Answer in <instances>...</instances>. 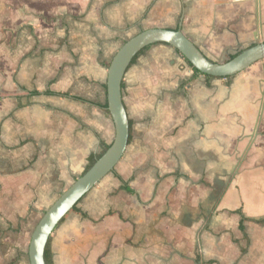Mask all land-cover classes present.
<instances>
[{"label": "crops", "instance_id": "crops-1", "mask_svg": "<svg viewBox=\"0 0 264 264\" xmlns=\"http://www.w3.org/2000/svg\"><path fill=\"white\" fill-rule=\"evenodd\" d=\"M155 29L181 31L208 60L226 63L264 44V0H0V52L9 45L18 56L0 76V100L12 103L0 141L31 153L0 173L9 194L0 202V264H29V244L14 231L19 210L38 194L49 208L51 194L112 144L101 108L108 67L127 41ZM121 90L126 150L49 238L52 263L264 264V60L213 78L155 44ZM14 114L22 125L4 127ZM24 129L38 131L21 137Z\"/></svg>", "mask_w": 264, "mask_h": 264}, {"label": "water", "instance_id": "water-1", "mask_svg": "<svg viewBox=\"0 0 264 264\" xmlns=\"http://www.w3.org/2000/svg\"><path fill=\"white\" fill-rule=\"evenodd\" d=\"M155 44L170 46L199 74L213 78L234 77L264 60V44H258L226 63H213L181 31L148 30L127 41L117 51L107 70L106 101L115 129L113 142L105 154L44 212L30 237L29 264H45L46 244L60 222L90 190L114 171L122 159L129 137L128 119L122 103V81L133 58L143 49Z\"/></svg>", "mask_w": 264, "mask_h": 264}, {"label": "rangeland", "instance_id": "rangeland-1", "mask_svg": "<svg viewBox=\"0 0 264 264\" xmlns=\"http://www.w3.org/2000/svg\"><path fill=\"white\" fill-rule=\"evenodd\" d=\"M13 51V52H12ZM12 53H14V48H10L8 45V48L4 51L0 52V76H2L3 78L7 77L5 76L7 73H11L13 68L15 70V65H11L10 61V57L12 58ZM18 56L13 55V61L14 63H16L18 61ZM3 83H7V82H3ZM0 120H3L4 118H6L12 110V103L11 102H6V101H2L0 100ZM44 105V104H43ZM25 116H27L26 113H23ZM34 113H29L28 116H32ZM16 114L12 115L11 118H9L7 120V122L4 123V127L8 126L10 124V122L12 121L13 123L17 124V125H22V122H17L16 118H15ZM35 117L41 118L40 114H35ZM38 129H30L29 131L27 130H23L22 131V136L21 137H26L27 135H31L33 132L37 133ZM8 134L7 136H11V134L13 133V129H11L9 127L8 129ZM4 134V131L1 130L0 131V138L1 136ZM19 137V138H21ZM1 140V139H0ZM9 143V142H8ZM3 145L2 141H0V146ZM10 145V143H9ZM13 147L10 145V147H6L3 145V148L1 149L0 147V173H4L6 172V170H12V168L10 167V163L13 161L14 156H17L18 154H20L19 157V167L24 163V161H26V156L30 157L31 153L29 154H24L22 153V149H17V150H13ZM62 192L59 193H52L51 194V202L49 204H53V202L55 200L58 199V197L61 195ZM7 195H4V192L2 193V186L0 183V202H2V199L5 198L8 199L9 194L5 193ZM48 194H43V197L38 194V199L34 202V207H31L32 205H29L28 209L24 208V209H20L18 214V221L17 224H15L14 226V231H16L15 233L20 237V240L22 241V239H25V244H29L30 241V237L31 234L35 228V226L37 225V223L39 222V220L41 219V217L43 216L44 212L48 209L47 207H41V205L44 204V201L46 199ZM33 204V203H32Z\"/></svg>", "mask_w": 264, "mask_h": 264}, {"label": "trees", "instance_id": "trees-1", "mask_svg": "<svg viewBox=\"0 0 264 264\" xmlns=\"http://www.w3.org/2000/svg\"><path fill=\"white\" fill-rule=\"evenodd\" d=\"M145 51V49H143L142 51H140L132 60L130 66L136 61V59ZM235 56L231 57L228 61L232 60ZM185 60V59H184ZM186 64L193 70V72H195L196 74H199L198 71H196L195 69H193L190 64L185 60ZM33 95H38V92H32ZM44 94L46 95H52L53 93L49 92V91H46ZM53 95H56V94H53ZM60 97H67L73 101H77L79 103H83V104H88V105H91V106H96V104H92L90 102H86L85 100H82L80 98H77V97H72V96H67V95H64V96H60ZM98 107V106H96ZM105 114L107 116H110L109 113H108V110H107V103H105L104 106L101 107ZM109 149V146H106V145H103L101 144V150L98 154L96 155H90V157L88 158V165H87V168H86V171L85 173L95 164V162L100 159L104 154L105 152ZM84 173V174H85ZM75 209V207L72 209V211ZM241 215V213H240ZM246 221V219L241 216V221H240V228H243V222ZM61 223V222H60ZM257 223H260V224H263L264 223V218L261 219V220H258ZM49 241V240H48ZM47 245H48V242L46 244V247H45V252H44V261H45V264H53L52 263V259H51V256L47 250Z\"/></svg>", "mask_w": 264, "mask_h": 264}]
</instances>
